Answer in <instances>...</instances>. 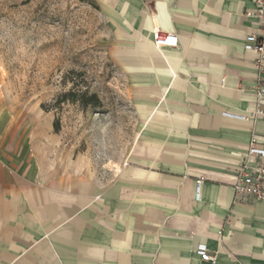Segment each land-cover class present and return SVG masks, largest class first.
<instances>
[{
	"label": "crops",
	"instance_id": "0c3cea01",
	"mask_svg": "<svg viewBox=\"0 0 264 264\" xmlns=\"http://www.w3.org/2000/svg\"><path fill=\"white\" fill-rule=\"evenodd\" d=\"M105 1L125 44L115 55L143 78L136 94L151 104L140 110L169 125L176 150L151 160L167 166L163 173L128 168L130 186L133 175L145 176L144 187L131 186L130 198L112 207L120 184L103 191L84 181L79 196L70 185L41 187L35 183L40 172H20L0 142V264H211L196 253L199 244L216 256L215 264H264V198L242 201L233 189L241 155L254 133L264 136V122L222 115L251 106L254 55L245 51L244 37L252 21L244 11L253 7L252 0H174V26L162 4L155 14L141 8V0ZM154 28L174 32L178 46L156 48ZM190 60L207 74L179 76ZM179 83L193 96L204 91L210 98L205 112L214 116L203 132L193 126L194 147L185 159L177 148L185 137L179 127L189 115L173 99ZM199 178L201 197L195 200ZM118 218L125 219L124 226L109 224Z\"/></svg>",
	"mask_w": 264,
	"mask_h": 264
},
{
	"label": "rangeland",
	"instance_id": "374dc122",
	"mask_svg": "<svg viewBox=\"0 0 264 264\" xmlns=\"http://www.w3.org/2000/svg\"><path fill=\"white\" fill-rule=\"evenodd\" d=\"M158 4L165 7L174 26V0H141V8L155 14ZM113 13L105 0H0L3 150L12 153L20 172L39 171L41 180L35 183L41 187L70 185L79 196L78 187L84 181L103 191L120 184V191L110 200L112 207L120 198H130L131 186L144 187L145 176L133 175L130 186L126 170L165 172L167 166H154L151 160L175 151L176 144L169 141L177 139L168 131L169 125L163 126L140 110L151 103L137 97L141 75L115 55L125 44L117 33ZM158 21L162 23L159 17ZM200 32L196 28V34ZM186 65L179 76L207 74L191 60ZM184 85L173 88V99L189 115L179 127L185 137L183 146L177 148L185 159L194 147L189 144L193 126L202 131L214 116L205 112L210 98L204 91L193 96ZM83 93L96 95L98 102L82 103V98L87 99ZM54 123L59 126L57 131ZM151 148L156 150L154 154L147 153ZM113 221L109 224L124 226L126 222Z\"/></svg>",
	"mask_w": 264,
	"mask_h": 264
},
{
	"label": "built area",
	"instance_id": "2783aa9c",
	"mask_svg": "<svg viewBox=\"0 0 264 264\" xmlns=\"http://www.w3.org/2000/svg\"><path fill=\"white\" fill-rule=\"evenodd\" d=\"M253 7L244 11L245 17L251 19L252 26L244 37V49L254 55L253 67L255 80L249 92L251 106L244 113L223 111L224 117L251 122L261 118L264 122V0H252ZM152 44L156 48L178 46V38L172 31L154 28L151 31ZM237 174L233 182L234 194L242 201H253L264 198V136L254 133L241 155L235 168ZM201 179L195 183L194 199L201 197ZM196 253L202 261L215 264L216 256L211 255L204 244H199Z\"/></svg>",
	"mask_w": 264,
	"mask_h": 264
},
{
	"label": "trees",
	"instance_id": "16d2710c",
	"mask_svg": "<svg viewBox=\"0 0 264 264\" xmlns=\"http://www.w3.org/2000/svg\"><path fill=\"white\" fill-rule=\"evenodd\" d=\"M83 97H86L87 99H81L82 103H91V104H95V102H98L97 100V97L96 95H89L87 96L86 93H83L82 94ZM59 128L58 124L57 123H54V130L57 131Z\"/></svg>",
	"mask_w": 264,
	"mask_h": 264
}]
</instances>
